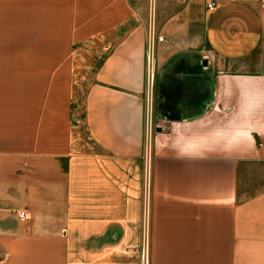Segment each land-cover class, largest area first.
Returning <instances> with one entry per match:
<instances>
[{
  "label": "crops",
  "instance_id": "0c3cea01",
  "mask_svg": "<svg viewBox=\"0 0 264 264\" xmlns=\"http://www.w3.org/2000/svg\"><path fill=\"white\" fill-rule=\"evenodd\" d=\"M143 254L264 264V0H0V264Z\"/></svg>",
  "mask_w": 264,
  "mask_h": 264
},
{
  "label": "rangeland",
  "instance_id": "374dc122",
  "mask_svg": "<svg viewBox=\"0 0 264 264\" xmlns=\"http://www.w3.org/2000/svg\"><path fill=\"white\" fill-rule=\"evenodd\" d=\"M78 99H79V104H80L81 103L80 102L81 101V92H79ZM78 135H79V137H80V139L82 141V144L85 145V150H87L90 147H93L92 143L87 138L85 127H84V125L82 123L79 124Z\"/></svg>",
  "mask_w": 264,
  "mask_h": 264
},
{
  "label": "built area",
  "instance_id": "2783aa9c",
  "mask_svg": "<svg viewBox=\"0 0 264 264\" xmlns=\"http://www.w3.org/2000/svg\"><path fill=\"white\" fill-rule=\"evenodd\" d=\"M216 7L215 3L214 2H210L207 4V9L208 10H214ZM158 40H161L160 38ZM18 218L22 221L24 220H28L29 219V215L27 212H24V211H20L18 212ZM147 263V258L146 256L143 254V258H142V264H146Z\"/></svg>",
  "mask_w": 264,
  "mask_h": 264
}]
</instances>
